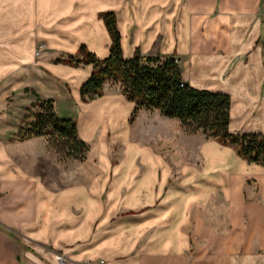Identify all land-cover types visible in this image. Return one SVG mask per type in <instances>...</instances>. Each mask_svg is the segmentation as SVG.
Instances as JSON below:
<instances>
[{
	"label": "crops",
	"instance_id": "0c3cea01",
	"mask_svg": "<svg viewBox=\"0 0 264 264\" xmlns=\"http://www.w3.org/2000/svg\"><path fill=\"white\" fill-rule=\"evenodd\" d=\"M18 2L0 34V224L29 249L0 230V264H264V166L158 109L131 122L118 84L83 102L93 64L55 61L82 45L107 58L100 13L115 11L125 58L174 57L191 86L231 96V131L264 132V0ZM37 95L97 148L70 180L47 137L18 139Z\"/></svg>",
	"mask_w": 264,
	"mask_h": 264
},
{
	"label": "trees",
	"instance_id": "16d2710c",
	"mask_svg": "<svg viewBox=\"0 0 264 264\" xmlns=\"http://www.w3.org/2000/svg\"><path fill=\"white\" fill-rule=\"evenodd\" d=\"M100 17L112 39L107 58L99 59L82 45L77 53L55 59L70 65L93 64L80 89L83 102L101 96L106 83L118 84L125 97L135 103L131 122L140 109H158L166 117L179 119L189 132L202 131L207 138L233 147L248 162L264 166V132L230 130L232 101L228 93L191 86L172 56H144L137 50L133 57L125 58L116 12L104 11ZM17 135L20 140L45 136L62 157L79 161L86 160L91 148L79 135L77 121L59 116L54 101L39 96L27 108Z\"/></svg>",
	"mask_w": 264,
	"mask_h": 264
},
{
	"label": "rangeland",
	"instance_id": "374dc122",
	"mask_svg": "<svg viewBox=\"0 0 264 264\" xmlns=\"http://www.w3.org/2000/svg\"><path fill=\"white\" fill-rule=\"evenodd\" d=\"M18 5H19L18 0H0V34L1 33L3 34L6 31L10 30L12 28L13 24H16V22H18L20 20V15L21 14H18V11L16 9V6H18ZM39 43H40V41L37 42L36 46ZM35 53H36V51H35ZM8 101H11V100L9 99ZM7 105L9 106V104H7V102L0 103V108L6 110L7 109ZM10 108H15V106H12ZM27 108H25L24 112H27ZM58 114H60L63 117H69V110L64 105H60L58 107ZM198 132H201L202 133V131H198ZM198 132H196V133H198ZM189 133H191V132H189ZM90 144H91L90 145L91 148H90V151L87 154V158H88V161L87 162H89L90 160L93 159V157H96L98 155V151H97V148L95 147L94 141L91 142ZM119 150L117 148L116 151H115V153L118 154V151ZM51 152H52L53 156H55V155L57 156V161H56V163H54L55 165H57V169L60 168V167L63 168L64 165L66 164L67 166H65V167L68 170V175H69L68 178H69V180L72 179L73 178V173L78 172L79 171L78 168H80L81 165H78V163H76V161H74V159L62 157V154L58 153L52 147H51ZM77 161H79V160H77ZM79 162H83V161H79ZM85 168H86V171H88V170L91 171V168L90 167L87 168V166H86ZM75 169H77L78 171H76ZM133 213H135V211H132V210H129V211L124 210V211L121 212V214H124V215H126V214H133ZM0 230H2L3 232H5V234L11 238V240H13L16 243H19V245L21 247V250L27 251L29 249V246L28 245H25L23 243L22 244L20 243L21 237L19 235H17L14 231L10 230L9 228H7L6 226H4L3 224H0ZM57 254H62V253L57 252L55 254L56 261L59 264H61L57 260V257H56Z\"/></svg>",
	"mask_w": 264,
	"mask_h": 264
},
{
	"label": "built area",
	"instance_id": "2783aa9c",
	"mask_svg": "<svg viewBox=\"0 0 264 264\" xmlns=\"http://www.w3.org/2000/svg\"><path fill=\"white\" fill-rule=\"evenodd\" d=\"M46 48V44L44 42H40L37 46H36V55L39 56L43 50ZM57 260L61 263V264H67L68 263V259L66 256H64L63 254H57Z\"/></svg>",
	"mask_w": 264,
	"mask_h": 264
}]
</instances>
